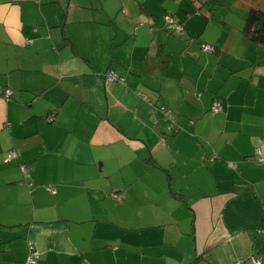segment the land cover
I'll return each mask as SVG.
<instances>
[{
    "label": "crops",
    "instance_id": "0c3cea01",
    "mask_svg": "<svg viewBox=\"0 0 264 264\" xmlns=\"http://www.w3.org/2000/svg\"><path fill=\"white\" fill-rule=\"evenodd\" d=\"M208 5L0 0V264L264 260V46Z\"/></svg>",
    "mask_w": 264,
    "mask_h": 264
},
{
    "label": "built area",
    "instance_id": "2783aa9c",
    "mask_svg": "<svg viewBox=\"0 0 264 264\" xmlns=\"http://www.w3.org/2000/svg\"><path fill=\"white\" fill-rule=\"evenodd\" d=\"M166 26L172 32L174 31V32L179 33V34L184 33L183 26L174 17L169 16L166 18ZM202 47L205 51H212L213 50V47H211L208 44H202ZM105 80L107 82H111V81L122 80V78L119 77L113 70H108L105 73ZM11 95H12V92L10 90H6L4 93V96L7 99H9L11 97ZM222 110H223V108H222L221 104L214 103L211 105V111L212 112L216 113V112H220ZM151 111L154 112L153 109H151ZM162 113L166 119L173 121V115L171 114L170 111H163ZM256 153L258 155L259 152H256ZM15 156H16L15 152H9L7 157L4 159V162L5 163L9 162ZM20 168H21L23 173H26L28 170V168L24 165H21ZM30 251L31 252H30V256L27 259V263L28 264H36L37 255H36L34 248L32 246L30 247ZM237 264H264V260L261 257L252 256V257H249L245 260H242L241 262H238Z\"/></svg>",
    "mask_w": 264,
    "mask_h": 264
},
{
    "label": "rangeland",
    "instance_id": "374dc122",
    "mask_svg": "<svg viewBox=\"0 0 264 264\" xmlns=\"http://www.w3.org/2000/svg\"><path fill=\"white\" fill-rule=\"evenodd\" d=\"M214 4L209 3L208 6L213 7L211 11L215 15V18L212 16L209 7L207 8L210 14L209 18H213L212 21L214 23L222 24V17H225L230 25L233 24L235 26V23H241L243 27L248 9L250 7L262 8L264 6V0H216ZM118 177L115 175L113 179L116 180Z\"/></svg>",
    "mask_w": 264,
    "mask_h": 264
},
{
    "label": "trees",
    "instance_id": "16d2710c",
    "mask_svg": "<svg viewBox=\"0 0 264 264\" xmlns=\"http://www.w3.org/2000/svg\"><path fill=\"white\" fill-rule=\"evenodd\" d=\"M208 2L210 4H214L216 0H208ZM184 32H185V29H184ZM172 33H176V32L173 31ZM241 33L249 41H252L255 44L264 46V6L262 8L250 7L248 9L245 23L241 29Z\"/></svg>",
    "mask_w": 264,
    "mask_h": 264
}]
</instances>
